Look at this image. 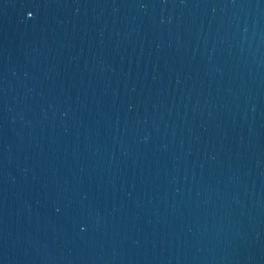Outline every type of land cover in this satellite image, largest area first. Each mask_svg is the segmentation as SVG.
I'll return each mask as SVG.
<instances>
[{"label": "water", "instance_id": "water-1", "mask_svg": "<svg viewBox=\"0 0 264 264\" xmlns=\"http://www.w3.org/2000/svg\"><path fill=\"white\" fill-rule=\"evenodd\" d=\"M0 264H264V0H0Z\"/></svg>", "mask_w": 264, "mask_h": 264}]
</instances>
